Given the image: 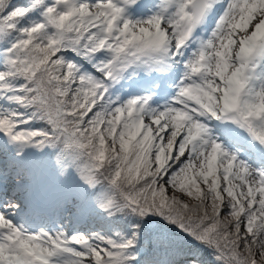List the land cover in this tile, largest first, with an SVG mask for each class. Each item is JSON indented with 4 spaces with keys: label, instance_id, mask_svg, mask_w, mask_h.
<instances>
[{
    "label": "snow or ice",
    "instance_id": "obj_1",
    "mask_svg": "<svg viewBox=\"0 0 264 264\" xmlns=\"http://www.w3.org/2000/svg\"><path fill=\"white\" fill-rule=\"evenodd\" d=\"M0 264H264V0H0Z\"/></svg>",
    "mask_w": 264,
    "mask_h": 264
}]
</instances>
